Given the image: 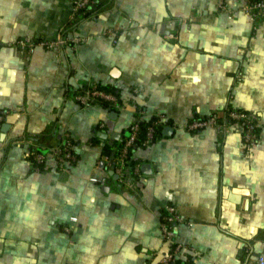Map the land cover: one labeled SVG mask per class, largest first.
I'll list each match as a JSON object with an SVG mask.
<instances>
[{
    "label": "crops",
    "instance_id": "obj_1",
    "mask_svg": "<svg viewBox=\"0 0 264 264\" xmlns=\"http://www.w3.org/2000/svg\"><path fill=\"white\" fill-rule=\"evenodd\" d=\"M221 1L96 0L75 15L74 0H0V264H160L171 245L161 230L167 203L183 216L174 226L182 263L258 264L264 17L243 12L246 0L225 10ZM61 31L84 40L32 52L13 44ZM92 84L116 87L120 106L81 103L75 94ZM229 105L256 116V142L223 123ZM211 114L220 122L188 128ZM138 116L161 123L132 149L140 170L125 181L109 173L103 149ZM51 128L59 133L44 139L51 149L37 170L29 135ZM68 135L78 159L60 165L54 147Z\"/></svg>",
    "mask_w": 264,
    "mask_h": 264
},
{
    "label": "built area",
    "instance_id": "obj_2",
    "mask_svg": "<svg viewBox=\"0 0 264 264\" xmlns=\"http://www.w3.org/2000/svg\"><path fill=\"white\" fill-rule=\"evenodd\" d=\"M96 0H74L73 11L74 14L83 13L86 9H89ZM220 9H227V0H222ZM240 9L248 14L253 20L264 17V0H246L240 7ZM106 33L113 38V42L118 41V29L115 27H108ZM84 40V37L80 34H70L61 31L55 37H39V38H26L18 37L13 41L21 51L32 52L34 49L41 45L47 49L59 50L61 47L67 44L80 43ZM75 97L83 104H91L93 101L104 99L109 101L111 106H120V98L117 93L113 91H106L98 84H92L86 88H81L75 94ZM1 117V115H0ZM142 116H138L130 126V132L125 137L124 144L121 151L115 158V161L110 164L111 167L118 173L119 177L127 181L130 172L133 170L138 172L140 170L139 165H131L130 163V149L135 145L139 138L141 131ZM220 119L216 114L207 115L201 118H194L188 123V128L193 130H201L204 127L212 124L219 123ZM161 123V120L156 118L151 120L147 125V131L143 138V143H149L155 137L157 127ZM225 125L237 124L241 128V132L244 141L247 144L256 142L259 138V123L256 116L239 107L229 105L226 108ZM69 136V135H68ZM30 149L27 151V156L30 155ZM54 153L57 161L60 165H70L75 163L78 159L75 143L68 141L67 145L63 148L60 145L54 147ZM109 159V157L107 156ZM46 160V153L34 152V168L39 170V164L44 163ZM93 180H98L94 177ZM161 222V230L164 238L170 242V247L164 253L160 259V264H184L181 261L184 244L178 241L174 237V226L183 221V216L178 207L174 203H167L163 209ZM258 264H264V254H261L258 258Z\"/></svg>",
    "mask_w": 264,
    "mask_h": 264
},
{
    "label": "trees",
    "instance_id": "obj_3",
    "mask_svg": "<svg viewBox=\"0 0 264 264\" xmlns=\"http://www.w3.org/2000/svg\"><path fill=\"white\" fill-rule=\"evenodd\" d=\"M89 10L90 9H86L83 13H80V14L86 15L87 13H89ZM98 87H100V88H102V89H104L106 91H113V92L117 93L116 87H114V86H112L110 84H107V85L98 84ZM84 88H86V87H84ZM99 101H101L104 105L111 106L109 101H107V100L99 99ZM151 120H153V119H150V120L144 119L141 122L140 135H139V138L136 141L135 145L130 149V155H131L132 149L135 146H137L138 144H142L143 143V138H144L145 133L147 131V125H148V123ZM129 132H130V129H129ZM58 133L59 132L55 128H51L50 130H48V131H46V132H44L42 134H35V135L30 134L29 138L32 139L33 143H31V145H30L31 153H30V155H28V157L31 158V159L34 158V152H42V153L45 152V153H47L51 149V146H49L47 144L45 145V143H44L45 140L44 139L46 138L47 135L57 136ZM155 136H156V134H155ZM68 141H72L73 143L75 142L73 139H71L68 136V137L60 139L58 145H60L61 147L64 148L67 145ZM124 141H125V135L122 136L120 139L115 140V142L112 143V144L109 143V142H105L103 152H104V154H106L109 157L107 166H109L110 164H112L115 161V158L117 157V155L121 151V148H122V146L124 144ZM44 169H45V162L44 163H40L39 164V170H44Z\"/></svg>",
    "mask_w": 264,
    "mask_h": 264
},
{
    "label": "water",
    "instance_id": "obj_4",
    "mask_svg": "<svg viewBox=\"0 0 264 264\" xmlns=\"http://www.w3.org/2000/svg\"><path fill=\"white\" fill-rule=\"evenodd\" d=\"M8 125H9V123H7V122H4V123L2 124L3 128H6ZM165 128H166V129H172V126H171V125H166ZM127 132H128L127 134H129V131H127ZM100 135H101L103 138H108V136H109V135H108V132H106V131H102V132L100 133ZM122 136H123V134H122L121 132H113V133L111 134V136L109 137L108 141H109V143L112 144V143H114V141H115L116 139H120ZM109 173L112 174V175H114L116 178L119 177L118 173H116L115 170H114L113 168L109 171ZM102 183H103V185L105 184V179L102 180ZM105 186H106V184H105ZM107 186H108V185H107Z\"/></svg>",
    "mask_w": 264,
    "mask_h": 264
}]
</instances>
